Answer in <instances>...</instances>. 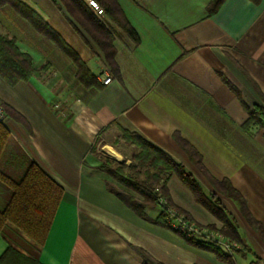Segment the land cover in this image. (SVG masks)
<instances>
[{
	"label": "crops",
	"instance_id": "obj_1",
	"mask_svg": "<svg viewBox=\"0 0 264 264\" xmlns=\"http://www.w3.org/2000/svg\"><path fill=\"white\" fill-rule=\"evenodd\" d=\"M21 1L77 52L99 86L83 84L66 53L14 8L0 7V33L14 37L41 71L14 85L0 77L3 124L17 150L64 189L45 245L8 222L0 230V259L5 255L4 264H143L142 249L162 264H227L157 224L159 207L147 209L149 219L137 215L117 196L119 189L101 165L109 155L120 161L126 147L129 156L137 152L122 135L138 134L185 166L207 193L215 192L209 177L228 179L264 228V129L243 128L247 109L262 103L251 80L264 94V0H223L213 13L211 0H117L140 37L139 43L123 35L115 40L119 76L57 4ZM108 75L112 80L104 84ZM168 190L195 221L221 225L197 207L175 175ZM11 196L0 180V211ZM221 198L247 251L248 239L257 249L249 261L236 255L235 263L258 258L264 264L257 229L233 200ZM9 248L16 253L7 254Z\"/></svg>",
	"mask_w": 264,
	"mask_h": 264
},
{
	"label": "trees",
	"instance_id": "obj_2",
	"mask_svg": "<svg viewBox=\"0 0 264 264\" xmlns=\"http://www.w3.org/2000/svg\"><path fill=\"white\" fill-rule=\"evenodd\" d=\"M52 1L67 14L70 21L78 30L85 33L90 41L101 50L111 74L119 76L120 69L116 60L115 37L104 19L96 14L84 0ZM98 1L104 9V17L117 24L135 43H139L140 37L128 21L118 1ZM222 2L223 0H211L209 4L210 13L216 11ZM4 6L14 8L39 33L66 53L73 60L77 68L76 76L83 84L99 86V82L89 70L87 64L37 11L21 0H0V7ZM40 74L41 71L35 68L32 57L20 50L15 38L8 34L0 33V77L7 83L14 85ZM251 82L257 90L262 103L256 104L253 109H247L249 117L244 123L243 128L248 130L251 127L257 126L264 129V94L253 80ZM231 88L236 90L233 86ZM122 136L137 147L138 151L132 155V158L138 161V167L141 170H146L144 177H136V174H138L135 171L136 165L129 167L130 173L128 174L124 173L126 167L124 163L119 164L120 170L111 169L105 164L101 165V168L126 187L127 192L118 190L116 194L137 215L149 219L146 212L147 209L159 207L161 213L155 219V222L163 227L171 228L166 219V212L159 206L155 186L163 182L162 186H159L160 193L167 197L169 204L172 205L168 190V180L171 176L175 175L191 191L195 201L222 223V226L218 230L224 235L247 247L245 238L239 230L238 222L224 205L221 195L233 200L243 216L257 229L264 241L263 226L252 218L246 200L232 186L228 179L218 181L209 177L215 192L207 193L196 177L167 153L145 141L138 134L124 131ZM16 147L17 145L12 140L9 131L3 122L0 121V180L12 190V196L7 206L3 211H0V230L8 222H11L38 245L44 246L64 189L35 162L29 160L23 151L19 150V147L18 150ZM193 153L196 154L195 152ZM197 164L199 169L204 171L200 159L197 161ZM15 168H17L16 172H14ZM209 227L217 229L215 225H209ZM179 234L187 243L196 248L214 253L218 260L227 264H236L235 256L246 253L239 249L230 253L216 242L188 237L182 233ZM138 251L143 257V264H162L144 250L138 249ZM8 253L16 252L12 248H9ZM4 259L5 255L0 259V262L3 264ZM250 264L261 263L256 258Z\"/></svg>",
	"mask_w": 264,
	"mask_h": 264
},
{
	"label": "built area",
	"instance_id": "obj_3",
	"mask_svg": "<svg viewBox=\"0 0 264 264\" xmlns=\"http://www.w3.org/2000/svg\"><path fill=\"white\" fill-rule=\"evenodd\" d=\"M84 2L98 15L104 14V9L98 0H84ZM111 76L108 75L103 79L104 84L110 83ZM7 118L5 107L0 103V121L4 122ZM159 206L166 212V219L171 229L182 233L188 237H193L205 241L216 242L227 252L232 253L235 250L242 249L239 242L224 235L219 230H211L206 227L200 228L196 223L189 221L182 215L176 213L172 205L168 204V198L160 193V187L155 189Z\"/></svg>",
	"mask_w": 264,
	"mask_h": 264
},
{
	"label": "rangeland",
	"instance_id": "obj_4",
	"mask_svg": "<svg viewBox=\"0 0 264 264\" xmlns=\"http://www.w3.org/2000/svg\"><path fill=\"white\" fill-rule=\"evenodd\" d=\"M43 3H54L52 0H43ZM100 3V2H99ZM103 19H104V21L106 22V24H107V26L112 30V32H113V35H114V37H115V40L117 39V38H119V35H123V37L125 38V39H127V37H128V35L117 25V24H115L113 21H111L112 22V24L110 23V22H108V21H110L109 19H106L105 17H103ZM118 41V40H117ZM120 43V42H119ZM1 103V102H0ZM2 104V103H1ZM3 105V104H2ZM99 147H100V149L102 150V145H99ZM130 148H125L124 149V152H125V155H123L122 157H121V159H120V161L119 160H116L114 157H112V156H106L107 158L105 159V162H104V164L107 166V167H109V168H111V169H117V170H120V168H119V164H121V163H124L125 164V169H124V173L125 174H128V173H130V170H129V167H131V166H135V171H137L138 172V174H136V177H139L140 176V178H143L144 177V175H145V172H146V170L145 169H140L139 167H138V161L137 160H135L134 158H132V156H129L130 155ZM104 153L106 154V155H108L105 151H104ZM126 156H128L129 157V160L127 159V157ZM110 179H111V183L113 184V186L116 188V189H119V191H124V192H127V189H126V187L123 185V184H121V183H119V182H117L114 178V180L112 179V177L110 176ZM178 181V180H177ZM179 183V182H178ZM162 184H163V182H161V184H158V185H156L155 186V189L157 188V187H161L162 186ZM178 185H181V184H178ZM181 196V195H180ZM182 197V196H181ZM171 199V198H170ZM183 199V198H182ZM183 201L185 202V203H187V201L186 200H184L183 199ZM193 202L192 203H194V205L196 204V202L194 201V200H192ZM171 202H172V207L175 209V211H176V213L177 214H179V215H182L183 217H185L186 219H188L189 221H192V222H194V223H196L197 224V226H199L200 228H203V227H206V228H208V229H211L208 225H204V224H201V223H199V222H197V221H195L194 219H193V217H191V215L186 211V210H184V209H182L181 207H179V206H177L172 200H171ZM168 204H169V201H168ZM197 205V207H200V206H198V205H200V204H196ZM176 206V207H175ZM203 207V206H202ZM201 208V207H200ZM204 208V207H203ZM180 209H182V210H184V211H181ZM188 214H187V213ZM191 218H190V217ZM221 225L219 226V225H215V224H212V225H215L216 227H217V229H211V230H218L221 226H222V223L219 221V220H217ZM248 242H249V248L251 247L252 249H249L248 251H247V247L245 248V246H243L241 243V246H242V249H239V250H243V251H247L246 252V254L245 253H242V255L243 256H241L242 258H244V259H246V261H249V260H251L253 257H254V254L252 253V252H257V249H255L253 246H252V242L248 239ZM241 262V261H240Z\"/></svg>",
	"mask_w": 264,
	"mask_h": 264
}]
</instances>
